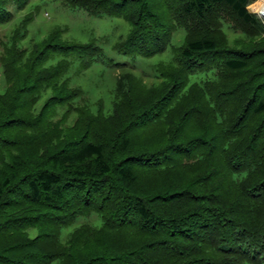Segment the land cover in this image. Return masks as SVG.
Instances as JSON below:
<instances>
[{
    "label": "trees",
    "instance_id": "1",
    "mask_svg": "<svg viewBox=\"0 0 264 264\" xmlns=\"http://www.w3.org/2000/svg\"><path fill=\"white\" fill-rule=\"evenodd\" d=\"M250 1L67 0L129 24L120 54L171 47L152 67L159 83L125 73L109 111L65 77L68 57L85 68L101 48L58 27L21 47L33 15L19 19L0 55V264H261L264 42L220 35L222 16L244 37L263 34ZM11 3L30 0H0V25ZM201 72L212 76L189 82ZM92 215L90 236L66 230Z\"/></svg>",
    "mask_w": 264,
    "mask_h": 264
},
{
    "label": "rangeland",
    "instance_id": "2",
    "mask_svg": "<svg viewBox=\"0 0 264 264\" xmlns=\"http://www.w3.org/2000/svg\"><path fill=\"white\" fill-rule=\"evenodd\" d=\"M253 3L255 6L253 9H250L249 6ZM262 4H264V0H251L247 9L250 13H253L256 11L257 7L259 8ZM9 9L13 12V20L4 25H0V55L3 49L2 42L9 39L19 19L26 13H31L33 16L27 24V34L20 42L21 47H29L30 49L34 42L40 41L49 31L58 27L62 29L59 33L63 40L83 43L92 41L101 48V59L91 62L85 68H82L81 61L78 59L68 57L70 64L65 74L70 85L82 89L84 97L92 109H95L97 103L102 101L104 109L106 111L111 110L114 99V89L120 81V77L125 73L129 72L137 77H141L145 85L159 83L160 78L155 74L152 67L161 60H169L168 58L171 56L170 46L163 53L149 58L131 57L116 52L113 49V45L127 34L129 24L121 17L89 15L80 8L70 6L67 0H30L29 4L27 3L21 8H17L15 3H11ZM253 14L260 19L264 27V18H260L256 12ZM227 18L228 17L225 16L221 17L222 27L220 35L225 36L224 38L228 45L234 44V41L240 38L244 43L249 41V43L253 42L255 44L264 42V32L261 35L249 39L242 35V31L233 27ZM184 36H186V31L183 28H178L171 34L172 42L175 44L180 43L184 39ZM211 76V72L196 73L190 76L189 82L198 81L202 78L204 79ZM5 87L6 82L0 63V92H2ZM46 93L39 99L37 106H40L43 99L48 96L49 92L47 91ZM82 225H86L85 227L90 229V231L86 232L89 236L94 231L98 230V227L100 228L99 219L95 215H92L87 218L79 217L66 230L73 231L74 229L80 228ZM90 226L93 227L91 228ZM94 227L95 229H93ZM33 231L34 230L30 231V234H32ZM64 237L67 238L65 235ZM245 264L254 263L247 262ZM261 264H264V259Z\"/></svg>",
    "mask_w": 264,
    "mask_h": 264
},
{
    "label": "bare ground",
    "instance_id": "3",
    "mask_svg": "<svg viewBox=\"0 0 264 264\" xmlns=\"http://www.w3.org/2000/svg\"><path fill=\"white\" fill-rule=\"evenodd\" d=\"M256 11L257 12H260L261 15H264V4H262L261 6H259V8L257 7Z\"/></svg>",
    "mask_w": 264,
    "mask_h": 264
},
{
    "label": "built area",
    "instance_id": "4",
    "mask_svg": "<svg viewBox=\"0 0 264 264\" xmlns=\"http://www.w3.org/2000/svg\"><path fill=\"white\" fill-rule=\"evenodd\" d=\"M252 11H253V10H252ZM254 12H256L257 15H258L260 18H262V19L264 18V15H261L260 12H257V11H254ZM254 12H253V13H254Z\"/></svg>",
    "mask_w": 264,
    "mask_h": 264
}]
</instances>
